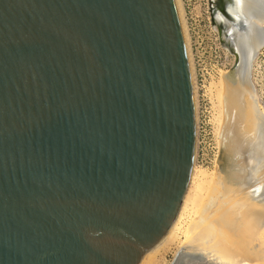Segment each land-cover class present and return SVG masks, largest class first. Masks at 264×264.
I'll return each instance as SVG.
<instances>
[{
  "label": "water",
  "instance_id": "obj_1",
  "mask_svg": "<svg viewBox=\"0 0 264 264\" xmlns=\"http://www.w3.org/2000/svg\"><path fill=\"white\" fill-rule=\"evenodd\" d=\"M235 38L226 78L253 84ZM197 138L177 0H0V264H139Z\"/></svg>",
  "mask_w": 264,
  "mask_h": 264
},
{
  "label": "bare ground",
  "instance_id": "obj_2",
  "mask_svg": "<svg viewBox=\"0 0 264 264\" xmlns=\"http://www.w3.org/2000/svg\"><path fill=\"white\" fill-rule=\"evenodd\" d=\"M240 3L247 26L236 33L235 41L243 63L255 53L253 68L264 40L262 31L251 19L255 17L264 26V0H240ZM177 4L189 51L182 1L177 0ZM190 62L193 74L191 59ZM227 74L223 71L214 82L220 102L215 170L210 178L201 177L195 161L176 222L165 239L148 251L139 264L157 263V254L170 250L180 231L183 239L176 245L184 259L179 264H264V103L255 84H250L242 71L230 80ZM193 83L198 110L195 75ZM226 147L230 160L223 166Z\"/></svg>",
  "mask_w": 264,
  "mask_h": 264
},
{
  "label": "rangeland",
  "instance_id": "obj_3",
  "mask_svg": "<svg viewBox=\"0 0 264 264\" xmlns=\"http://www.w3.org/2000/svg\"><path fill=\"white\" fill-rule=\"evenodd\" d=\"M185 17L187 33L195 36L203 43V47L209 49V32L217 35L222 43L223 71L231 72L236 62V54L222 40L220 32L210 20L207 0H181ZM188 35V36H189ZM208 56V54H207ZM252 82L257 87L261 102L264 99V46L253 62L251 71ZM219 77L207 78L204 88L199 90L198 119H199V142L197 146L196 160L201 169V177L210 178L216 167L219 155L220 137V102L217 94V83ZM212 83V85H211ZM220 165V162H219ZM183 239L180 231L168 251H160L155 258L159 259L155 264H179L183 253H178V245ZM149 264V263H148ZM199 264V263H195ZM201 264V263H200Z\"/></svg>",
  "mask_w": 264,
  "mask_h": 264
},
{
  "label": "built area",
  "instance_id": "obj_4",
  "mask_svg": "<svg viewBox=\"0 0 264 264\" xmlns=\"http://www.w3.org/2000/svg\"><path fill=\"white\" fill-rule=\"evenodd\" d=\"M189 35V33H188ZM209 49L203 47V43L195 36L189 35V53L191 54V61L193 63L194 75L196 85L198 86V97L199 90L204 88V84L207 78L220 77L223 72V61H222V43L219 36L209 32L208 36ZM208 54V56H207ZM195 87V84H194ZM263 103H264V99ZM198 135H199V119H198ZM199 142V136L197 138ZM198 146V143H197Z\"/></svg>",
  "mask_w": 264,
  "mask_h": 264
},
{
  "label": "flooded vegetation",
  "instance_id": "obj_5",
  "mask_svg": "<svg viewBox=\"0 0 264 264\" xmlns=\"http://www.w3.org/2000/svg\"><path fill=\"white\" fill-rule=\"evenodd\" d=\"M210 20L220 32L229 48L235 49L233 38L246 27L245 16L239 0H207Z\"/></svg>",
  "mask_w": 264,
  "mask_h": 264
}]
</instances>
